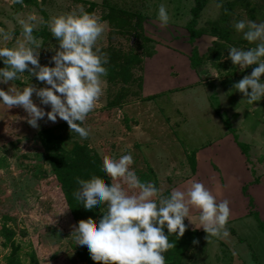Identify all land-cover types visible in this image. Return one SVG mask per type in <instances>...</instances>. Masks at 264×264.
I'll return each instance as SVG.
<instances>
[{"label":"rangeland","instance_id":"1","mask_svg":"<svg viewBox=\"0 0 264 264\" xmlns=\"http://www.w3.org/2000/svg\"><path fill=\"white\" fill-rule=\"evenodd\" d=\"M195 3L22 0V4H14L0 0V29L11 34L7 41H0V46L11 47L23 39L18 17L32 13L46 22L50 16L80 7L103 22L104 32L96 46L108 61L104 65L107 74L101 77L102 95L81 125L88 131L85 139L71 132L59 118L51 122L45 117L33 128L27 124L22 108L7 109L0 104V264H30L33 249L40 264H101L75 245L72 231L79 220L95 224L104 209L86 211L75 199L80 186L68 165L63 166V172L54 171L52 160L66 164L72 158L62 149L79 146L101 167L104 158L128 153L133 160L131 170L149 174L158 194L167 196L193 174L195 151L223 133L236 136L248 148L247 163L261 183L250 188L253 206L247 208L236 198L239 205L235 206L220 187H211V177L200 179L217 202L228 201V234L206 238L197 212L194 222L183 220L187 227L180 237L175 233L168 237L173 244V260L165 259V264H264V230L259 222L264 223V97L249 104L232 87L255 65L240 71L228 59L227 49L254 47L231 25L240 19L264 21V0H202L193 26L197 33L193 40L197 67L192 64L193 44L188 41ZM161 4L169 16L165 27L156 18ZM33 36L41 43L39 64L51 66L50 56L57 43L46 23H38ZM260 79L264 80V73ZM28 83L45 86L25 72L12 82L0 84V88L7 90L11 84L19 89ZM32 99L45 112L49 110L34 94ZM59 173L73 178L68 187L61 186ZM97 178L106 185L110 183L106 176ZM230 192L235 193V189L230 188ZM72 196L76 207L65 200ZM191 228L200 231L191 235Z\"/></svg>","mask_w":264,"mask_h":264},{"label":"clouds","instance_id":"2","mask_svg":"<svg viewBox=\"0 0 264 264\" xmlns=\"http://www.w3.org/2000/svg\"><path fill=\"white\" fill-rule=\"evenodd\" d=\"M22 4V0H11ZM156 18L161 27L168 24L169 16L163 4L157 7ZM22 40L13 46H0V84L14 81L20 73L34 76L42 87L28 83L22 88L11 84L7 90L0 88V104L20 107L27 114L26 122L33 128L38 120L66 122L69 130L81 139L88 131L81 126L102 95L101 77L107 57L96 46L104 32L99 17L77 7L67 13L50 16L45 22L29 13L18 17ZM38 23H46L57 47L50 56L51 66L38 62L41 43L33 36ZM231 27L241 38L254 47H228V59L240 71L252 67L232 87L243 94L249 104L264 97V21L236 20ZM10 33L0 29V41H7ZM250 89V91H249ZM35 95L40 105L33 102ZM132 156L128 153L118 158H104L101 173L109 184L92 176L88 180L75 178L80 187L75 199L86 211L103 208L95 222L79 220L72 231L75 245L87 250L92 261L101 264H165L164 253L173 247L168 237H180L186 228L190 207L199 212V227L207 237L227 236L225 225L229 218L228 201L217 202L211 192L200 182L193 181L185 191L173 189L167 196L159 195L151 182H141L131 170ZM119 180L120 182H113ZM190 221V220H189ZM167 230V235L164 230Z\"/></svg>","mask_w":264,"mask_h":264},{"label":"crops","instance_id":"3","mask_svg":"<svg viewBox=\"0 0 264 264\" xmlns=\"http://www.w3.org/2000/svg\"><path fill=\"white\" fill-rule=\"evenodd\" d=\"M230 152L232 153L231 156H229ZM250 152L251 151L249 150V153ZM254 159L257 161L256 158ZM193 166V174L188 179L175 185L172 190L176 189L185 191L193 181L199 182L200 179L211 177V187H220L221 190H223V193L224 191L226 192L227 198L230 196L232 197L235 206L239 205H237L236 202V199H238L240 204H247L248 208L250 188L261 186L258 174L256 173L253 175L252 169L247 163L245 154L241 152L230 133L227 135L226 133H223L222 137L213 140L209 145L200 146L195 151ZM257 166L259 168L261 167L259 164ZM258 171L260 173L259 169ZM226 179L231 180L232 184L228 185ZM245 185L248 188L246 195L248 194L247 196L249 197L245 196L242 192V187ZM230 188H234L235 193H231ZM197 212L198 211H196L195 208L193 209L190 207L188 218L191 223L194 222L193 217ZM254 212H256V210ZM189 220L186 218L188 224H190ZM191 230L195 229L191 228Z\"/></svg>","mask_w":264,"mask_h":264},{"label":"trees","instance_id":"4","mask_svg":"<svg viewBox=\"0 0 264 264\" xmlns=\"http://www.w3.org/2000/svg\"><path fill=\"white\" fill-rule=\"evenodd\" d=\"M195 2H196L195 6L191 9L193 17H192L190 24H189V27H188L189 28L188 29L189 30L188 41L191 44H193V40H194L195 36L197 35L196 31L193 30V26L195 25L196 17L198 16L200 9L202 8V0H195ZM191 60H192L193 66L197 67L198 66L197 48H196V45H194V44L192 45V49H191ZM233 137H234V141L236 142L237 146L240 148L241 152L243 154H245L246 160L248 162V155H247L248 148H247V146L245 144L240 143L237 140L236 136H233ZM52 140H55V137H52ZM62 150L65 154L72 155V158L67 159L66 164H63L61 161L60 162L56 161L54 163L55 160H52V167H53L54 171H56L57 173L60 172L61 170L63 172L64 171L63 166L68 165L71 169L74 170L73 174L82 180L88 178V176H90V175L91 176L96 175L97 177L104 176L100 171L101 165L96 160H93V159L89 158L87 155H85L79 146L74 145L72 149H69L67 151H66V149H62ZM135 174L137 175V177L141 176V178H139V180L141 182L153 183L152 178H150V179L148 178L149 174H138V173H135ZM58 177H59V180L61 179L60 184L63 187H68L69 186V180H73V178L71 176H69L65 173H59ZM74 180H75V178H74ZM246 191H247V188L245 185L242 187V192L245 196H247ZM247 197H249V196H247ZM65 200L72 207H76L75 200L73 199V196L70 198H66ZM249 206L250 207L253 206V201H252L251 197H249ZM253 214H254V211H253ZM257 219H259V217ZM259 222L261 223V226L264 230V223L261 221H259ZM188 231L191 235H196L199 233V231H196V230H188ZM164 258L167 260V262H171L173 260V254H172L170 249H168L167 252L164 253ZM29 263L30 264H40L39 256H37V253L34 249L31 250V252L29 254Z\"/></svg>","mask_w":264,"mask_h":264}]
</instances>
